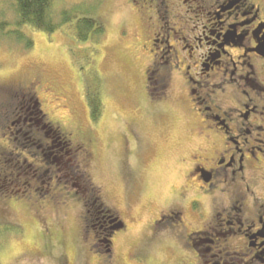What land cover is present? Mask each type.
Listing matches in <instances>:
<instances>
[{
  "label": "rangeland",
  "instance_id": "obj_1",
  "mask_svg": "<svg viewBox=\"0 0 264 264\" xmlns=\"http://www.w3.org/2000/svg\"><path fill=\"white\" fill-rule=\"evenodd\" d=\"M3 4L0 0V10L4 7L0 14L13 21L10 2ZM54 6L57 10L77 7L72 11L75 16L95 7L90 17L105 31L81 40L75 29L77 18H73L52 33L24 27L34 41L30 49L16 38L0 43V93L4 97L19 95L12 130L18 132L14 135L17 153L29 161L19 170L18 184L9 177L2 181L6 167L0 163L1 263L107 264L99 250L89 249L95 240L92 231H83V201L76 197L67 206H55L47 191L39 200L30 197L33 188L45 187L29 180L33 175L41 178L33 164L38 151L60 170L62 180L80 184L68 173L70 170H62L70 160L68 149L44 121L42 112L36 111V98H22L17 91L33 85L49 120L61 124L78 142L89 143L94 155L88 181L91 185L81 184L100 189L103 205L127 222L128 231L113 238V264H189L190 250L170 242L184 243L175 232L164 236L169 240L148 242L150 221L182 190L180 160L193 147L186 109L173 99L168 111L154 113L145 99L143 72L147 58L140 49L130 53L127 42L128 31L141 30L137 13L128 0H101L99 4L95 0H55ZM174 84L173 98L177 94ZM94 101L102 107L96 120L91 108ZM32 131L37 135L43 132L47 140L40 141V134L30 136ZM1 134L9 136L0 128V146L5 144ZM22 137L33 140L38 148H27V140ZM4 160L9 171L16 173L15 157ZM23 181L31 183L30 188L24 189ZM11 225L19 226L20 233L13 232Z\"/></svg>",
  "mask_w": 264,
  "mask_h": 264
},
{
  "label": "flooded vegetation",
  "instance_id": "obj_2",
  "mask_svg": "<svg viewBox=\"0 0 264 264\" xmlns=\"http://www.w3.org/2000/svg\"><path fill=\"white\" fill-rule=\"evenodd\" d=\"M128 3L142 23L141 30L128 31L127 42L130 53L140 49L147 58L145 99L154 113L168 111L173 99L184 107L193 147L180 160L182 190L150 221L148 242L168 239L164 236L175 232L184 243L170 242L190 250L189 264H264V0ZM17 91L22 98H36L44 121L63 139L70 160L62 170L87 184L94 158L89 143L78 142L61 124L49 120L36 87ZM16 110L0 95V128L9 135L1 134L5 144L0 146V163L6 167L2 181L9 177L18 184L19 170L29 161L16 151ZM39 134L40 141L47 140ZM10 155L15 157L16 173L4 160ZM36 155L35 174L42 179L33 175L29 180L45 187L33 188L30 197L39 200L47 191L55 206H67L76 197L83 201V231H92L95 240L89 249L99 250L107 264H113V238L128 231L127 222L103 205L100 189L90 188L91 183L88 188L71 185L45 154ZM30 184L21 182L26 190Z\"/></svg>",
  "mask_w": 264,
  "mask_h": 264
},
{
  "label": "trees",
  "instance_id": "obj_3",
  "mask_svg": "<svg viewBox=\"0 0 264 264\" xmlns=\"http://www.w3.org/2000/svg\"><path fill=\"white\" fill-rule=\"evenodd\" d=\"M6 0H1L2 4L5 3ZM10 2V6L13 10V21H8L4 18L5 14H0V43L5 40H12L17 39L18 41H21L23 47L25 49H30L34 45V41L31 38V36L23 30L26 26H31L37 29H41L45 32L52 33L55 30H57L60 26L72 21L73 18H77L76 20V33L79 39L81 40H87L91 36H99L101 33H103L104 29H102L101 26L97 25L96 20L93 17H90V11L86 12H80L82 16H75L73 15L72 11L74 9H60L57 10L54 6L55 0H8ZM96 4L101 2V0H95ZM4 5V4H3ZM3 9V10H2ZM0 11H4V7H2ZM0 95H2L0 93ZM3 96V95H2ZM4 97V96H3ZM19 98H16L15 96L9 95L7 97V102L9 104H12V106L16 107V104L18 102ZM92 108V116L93 119H97V114L101 113L102 107L99 102H92L91 104ZM39 113L42 112V116L44 115V112L37 107V110ZM47 124L51 126V128H54L48 120L45 121ZM44 134L43 132H41ZM38 136L36 131H32L30 136ZM23 138V137H22ZM24 141L27 140V138H23ZM33 140H27L26 141V147L31 148L35 147L38 148V146H35V142H32ZM52 162V161H51ZM53 164V162H52ZM96 209H99V204H97ZM101 221V220H100ZM11 230L16 233H20L19 226L11 225ZM0 264L1 261H0Z\"/></svg>",
  "mask_w": 264,
  "mask_h": 264
}]
</instances>
